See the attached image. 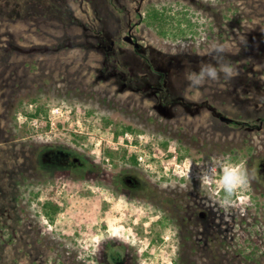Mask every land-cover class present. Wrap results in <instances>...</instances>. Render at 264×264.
<instances>
[{"label":"rangeland","instance_id":"374dc122","mask_svg":"<svg viewBox=\"0 0 264 264\" xmlns=\"http://www.w3.org/2000/svg\"><path fill=\"white\" fill-rule=\"evenodd\" d=\"M53 1L58 16L42 5L22 18L0 14V264H264V174L255 169L264 164V0H119L124 19L103 21L93 7L108 17L103 0ZM151 4L174 8L167 37L139 18ZM81 23H103L112 35L131 30L142 49L125 45L121 68L145 74L148 57L198 113L177 105L165 117L153 98L106 79L105 58ZM216 41L238 77L186 91L185 68L215 63L207 53ZM39 108L45 112L31 118ZM128 127L147 136L151 170L138 163L134 171L123 155L135 151L106 141ZM58 149L83 164L65 163ZM232 150V161L256 165L228 213L215 184L175 177L164 160L178 153L186 167L207 166ZM132 170L141 174L136 191L103 179ZM54 189L63 210L51 223L38 204Z\"/></svg>","mask_w":264,"mask_h":264},{"label":"trees","instance_id":"16d2710c","mask_svg":"<svg viewBox=\"0 0 264 264\" xmlns=\"http://www.w3.org/2000/svg\"><path fill=\"white\" fill-rule=\"evenodd\" d=\"M53 2V0H0V14L9 16L13 19L22 18L28 13L30 5H42L46 13L49 12L53 13V15L58 16L57 12L59 11L57 10V6ZM102 3L104 6L106 4V6L108 7V11H105L108 17H105V14L103 16L100 12V5L94 3L93 7L95 9L96 15L98 16V21H103L104 19L112 20L119 17L121 19H124V8L119 4V0H103ZM44 4H48L50 5V7L47 8L46 6H44ZM10 6L11 9L8 10L7 7L10 8ZM173 10L174 8L171 6V4L160 6L151 4L147 6L145 14L143 16L139 15V18L147 26L152 27L159 36L167 37L169 33H172V29L175 27L172 23L174 17L171 15V12H173ZM183 17L191 26L193 21L188 18L187 14H184ZM80 25L82 26V29L85 33L84 36L90 35V37H92V39L94 40L93 44H91L92 47L102 53L105 58L106 62L100 70V73L106 79H109L111 77H118L122 90H134L141 93L144 97L153 98L157 103L156 109L158 113L165 117H173L174 110L177 105L184 107L192 115L198 113V105L190 102L185 97L173 91L169 87V79L167 77V74L164 71L158 70L155 63L152 62L148 57H143L144 63L149 68L148 72L145 74L135 75L121 68L120 57L125 45L123 40V32L121 29L119 30L118 34L112 35L109 34L110 32L106 29L103 23H101L97 28H89L88 24L85 23H81ZM169 25L171 26V28L169 27ZM177 30L179 34L181 33L180 35L184 33L182 28H177ZM44 112V108H39L34 114H30V117L37 118ZM127 129L130 131L133 130L131 127H128ZM230 154V158L232 160L237 158L235 150H232ZM57 155L61 159L65 160V163H70L74 167L83 164V161H81L79 158H72L69 152H66L62 149L57 150ZM107 155L110 158L114 157V155L110 151V148L109 151H107ZM123 158H125L127 162H130L132 168H134V171L139 166L137 157L133 153L124 152ZM182 159L183 156L178 155V153H167L164 156V160L166 163H170L172 161H181ZM50 160V156L47 155L45 157V161L48 162ZM39 169H42V167H40ZM133 170L130 171L133 176H131L130 173L127 175L118 173L117 175H115V178L113 175H111L112 173L105 172L107 174L106 176H103V179L106 180L107 185L114 184L115 186H123V191H125V186L129 187L132 191H136V189L139 188L137 177H139L138 175L141 174L136 173V175L134 174ZM61 174H63V172H61ZM73 179L71 178L72 181ZM109 180L111 181V184L108 183ZM99 184L104 185L102 182H99ZM128 190L125 195L127 197L133 196ZM54 195L55 189L48 194L45 202H43L42 204H38L41 208V212L39 214L45 217L51 223H54L58 214L63 210L62 207H60L59 203L53 200ZM36 196L38 198L39 194H36ZM203 216L204 215H199L200 219Z\"/></svg>","mask_w":264,"mask_h":264},{"label":"clouds","instance_id":"9594fccd","mask_svg":"<svg viewBox=\"0 0 264 264\" xmlns=\"http://www.w3.org/2000/svg\"><path fill=\"white\" fill-rule=\"evenodd\" d=\"M239 39L240 43L246 47L247 38L240 36ZM226 52L227 48L224 44L218 41L213 42L207 54L214 58L215 63L201 62L198 70H193L190 65L187 66L183 73L186 91L198 90L206 82H218L221 78L231 81L238 77V69L224 59ZM198 179L202 186H207L211 182L223 192L218 202L225 213H228L234 205L232 198L249 185L251 177L246 161L234 162L230 157L225 156L202 167Z\"/></svg>","mask_w":264,"mask_h":264},{"label":"built area","instance_id":"2783aa9c","mask_svg":"<svg viewBox=\"0 0 264 264\" xmlns=\"http://www.w3.org/2000/svg\"><path fill=\"white\" fill-rule=\"evenodd\" d=\"M60 110H54L53 113H56ZM82 127V126H81ZM105 141L104 139L100 140L99 143L96 144V147H100ZM108 141L110 144H114L117 147L121 149H126L128 151H135L137 161L138 163L145 169H152L154 163H157L156 157H154L152 152H150L147 149V145L149 143L148 138L145 134H136L135 132L132 131H124L120 134H115L114 132L112 133V136ZM108 160V159H106ZM172 163V164H171ZM170 165L166 169L171 175H174L175 177H180V178H191L195 179L198 181V175L200 172V169L203 166L202 164H195L194 166H189L186 167L185 163L177 162V161H172ZM193 165V162L191 163ZM169 175V174H168Z\"/></svg>","mask_w":264,"mask_h":264},{"label":"flooded vegetation","instance_id":"af4514ba","mask_svg":"<svg viewBox=\"0 0 264 264\" xmlns=\"http://www.w3.org/2000/svg\"><path fill=\"white\" fill-rule=\"evenodd\" d=\"M127 37H130L131 38V41L130 42H128V41H126V38ZM123 40H124V43H125V45H131V46H133L134 47V50H136V51H140L141 49H142V46H141V44L139 43V41H138V39L132 34V31L131 30H128V32H127V35H125V36H123ZM135 44H139V47L138 48H136L135 47ZM124 45V46H125ZM255 163V162H254ZM254 163H252L251 164V162L249 161V162H247V168H248V170H249V168H253V170H254V167H255V165L256 164H254ZM257 171L259 170V171H262V174H264V164L263 163H261V164H259V165H257V167L255 168ZM184 181V183L185 182H188V180H183ZM200 215H204V213H200ZM191 222V221H190ZM193 236V235H192ZM186 237H188V236H186ZM193 237H195V236H193Z\"/></svg>","mask_w":264,"mask_h":264},{"label":"water","instance_id":"95a60500","mask_svg":"<svg viewBox=\"0 0 264 264\" xmlns=\"http://www.w3.org/2000/svg\"><path fill=\"white\" fill-rule=\"evenodd\" d=\"M126 41L130 42L131 41V38L130 37H127L126 38ZM135 47L138 48L139 47V44H135Z\"/></svg>","mask_w":264,"mask_h":264}]
</instances>
